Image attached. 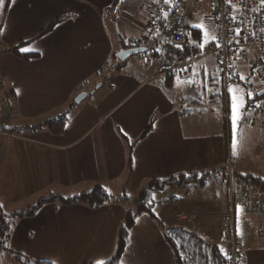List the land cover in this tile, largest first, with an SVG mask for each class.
I'll return each instance as SVG.
<instances>
[{"label":"crops","instance_id":"0c3cea01","mask_svg":"<svg viewBox=\"0 0 264 264\" xmlns=\"http://www.w3.org/2000/svg\"><path fill=\"white\" fill-rule=\"evenodd\" d=\"M155 2L8 0L0 11V99L10 106L7 133L0 134L1 213L8 216L39 199L72 197L96 185L115 197L95 207L45 201L30 215L9 218L0 264H16V254L51 264L107 261L143 184L226 164L218 101L223 93L211 42L199 47V57L184 80L169 74L151 78V58L168 50L164 28L153 20ZM187 6L185 27L198 43L200 31L186 23ZM151 29L160 33L152 35ZM122 30L137 44L130 48L142 49L138 57L116 59L127 49L128 39L119 38ZM28 40L19 51L33 57L5 49ZM241 75L246 79V72L239 71L229 84L244 81ZM189 79L194 83L188 84ZM62 113L66 120L59 133L46 126L32 128ZM122 136L134 142L130 169ZM230 173L234 180L238 174L264 180L236 162ZM165 189L154 196L152 214L136 215L119 264H179L165 238L170 228H182L208 244L206 250L196 249L209 258L200 264H210L213 252L223 254L221 215L228 189L224 175L216 174L203 187ZM173 205L179 209L177 219ZM235 224L243 241L242 264H264V210L236 206Z\"/></svg>","mask_w":264,"mask_h":264},{"label":"built area","instance_id":"2783aa9c","mask_svg":"<svg viewBox=\"0 0 264 264\" xmlns=\"http://www.w3.org/2000/svg\"><path fill=\"white\" fill-rule=\"evenodd\" d=\"M151 6L155 9L153 20L164 28L163 36L168 46V50L151 58L154 60L151 78L172 74L178 80H184L199 57L197 40L189 35L185 27L186 0H172L170 5L165 4L164 0H156ZM143 7H148V4L143 3ZM211 17L215 28L213 37H216L212 39L211 47L223 94L227 92L229 82L239 73L238 66L245 65L247 77L250 74L247 93H253L251 99L246 95L248 106L254 116L264 120V4L261 0H231L230 3L228 0H215ZM156 29H151L152 35L160 33ZM135 45L136 42L129 38L124 48ZM9 115L10 108L2 98L0 134L7 133ZM227 184V207L221 215L223 264H242L244 248L242 238L236 232L235 207L263 211L264 187L249 180H234L230 172Z\"/></svg>","mask_w":264,"mask_h":264},{"label":"trees","instance_id":"16d2710c","mask_svg":"<svg viewBox=\"0 0 264 264\" xmlns=\"http://www.w3.org/2000/svg\"><path fill=\"white\" fill-rule=\"evenodd\" d=\"M7 3L8 0H3V3H0V11H3L5 7H7ZM51 27H52V23L47 27H45L43 30H41L39 35L47 32ZM30 41L31 40L21 41L14 45H7L5 46V49L20 57L30 58L33 57V55H28V54L25 55L19 51V49L22 46L28 44ZM239 71L248 72L245 65H239L238 72ZM169 75L173 76L172 74ZM237 78H238V74L235 75V79ZM170 80L168 81L170 82ZM4 103L6 106L10 108V106L8 105L5 99H4ZM246 106H248V103H246ZM65 120H66V115L65 113H62L52 119L45 120L40 124L33 126L32 128L46 126L51 132L59 133L63 128V124ZM149 127L150 125L147 126L145 132L149 129ZM144 133L142 134V136H144ZM122 138L125 140L129 152L127 157V168L130 169L132 163L131 151L134 142L128 141L124 136H122ZM228 172H229V168L225 164L223 167L218 169L178 174L176 176H170L161 179L154 178L147 181L145 184L141 186L139 191L133 197L134 209L126 212L123 222L121 223L118 229V238L116 241L115 251L113 255L107 261H105V264H119L121 254L123 253L127 241L128 231L133 225L136 215L143 212H148L152 214L150 210L154 202V196L159 194L163 189L174 188V187H188L190 185L203 187L206 185L208 180H210L218 173H222V175H224V177L227 179ZM235 177L236 179L249 180L256 185H259L260 187H264V180L260 179L259 177H255L250 174L247 175L238 174ZM113 198L115 197H112L101 185H96L90 191L83 192L81 194L74 195L72 197L63 198L60 196H51L49 198L39 199L36 202V204H34L33 206H30L25 210L12 213L8 216L7 215L5 216L0 211V245L2 243L3 233L5 230V222L9 218H12L14 216L30 215L45 201L59 200L63 203L84 202L89 204L90 206L95 207V206H100L103 203ZM121 198L122 197H116V199H121ZM165 238L168 244L173 248V252L176 258L175 260L179 264H183L184 262H185L184 264H200L202 259H203V263L206 262V259L209 260V258H207L208 256L205 255V253L203 254L196 253V249L198 247L200 249L206 250V246H208V244L205 243L203 240H201L199 237H197L195 234L187 232L182 228H170L167 230ZM199 252L202 253L204 251L199 250ZM212 254L213 257H211L210 259V264H223V254L217 252H213ZM15 259H16V264H51L49 261H45V260L30 261L19 254L15 255Z\"/></svg>","mask_w":264,"mask_h":264},{"label":"rangeland","instance_id":"374dc122","mask_svg":"<svg viewBox=\"0 0 264 264\" xmlns=\"http://www.w3.org/2000/svg\"><path fill=\"white\" fill-rule=\"evenodd\" d=\"M214 0H186V5H189L186 23L190 28H196L200 31L201 36L199 37L198 43H203L207 45L212 41V37L214 35V25L212 23L211 17V5H213ZM188 7V6H187ZM125 23V20H121ZM203 24L204 29H199L196 25ZM122 25V27H121ZM119 25L120 28H125L123 24ZM213 25V28H212ZM207 31L208 36L205 38L203 33ZM130 35V32H125L122 30L119 34V38L126 41ZM125 43V42H124ZM139 54H131L126 58L138 57ZM125 58V59H126ZM120 61H123L117 55V58ZM250 74L247 79L244 81L241 80L239 83L234 86H239L236 89V95L240 96L244 95V99L246 100L247 95V83L249 81ZM232 84V82L230 83ZM194 91V90H193ZM227 91V90H226ZM223 93V92H222ZM226 97V98H225ZM230 97L231 93L226 92L225 95L221 94L218 96V101L221 103L219 107L220 115L222 117L221 122L223 123L224 137H225V154H226V165L229 168V172H231V166L235 164H239L245 169H249L254 173H259L264 177V120L254 116L250 111V107L246 106L242 110L243 116L238 121L237 129L235 131V139L237 147L235 149L236 154L233 155V127L231 122V109H230ZM226 102V104H225ZM204 115H201L199 118H204ZM187 119V117H185ZM189 118V117H188ZM206 118H210L209 116ZM215 120V118L213 119ZM219 122L220 119H217ZM232 174V173H231ZM168 189H165L161 192V194H166ZM133 200V199H132ZM134 203V202H133ZM155 204V203H154ZM158 208V202H157ZM154 209V211L157 210ZM177 211L179 209L173 205V216L177 219Z\"/></svg>","mask_w":264,"mask_h":264},{"label":"snow or ice","instance_id":"6c2138e0","mask_svg":"<svg viewBox=\"0 0 264 264\" xmlns=\"http://www.w3.org/2000/svg\"><path fill=\"white\" fill-rule=\"evenodd\" d=\"M12 2L14 3L15 0H12ZM228 2L230 3L231 0H228ZM0 3H3V0H0ZM164 3L170 5V4H172V0H164ZM261 3L264 4V0H261ZM164 15L167 16L168 13L165 12ZM196 27L199 28V29H204V25L203 24L196 25ZM237 34H239V31H237ZM203 35H204L205 38L208 36V33H207L206 30L204 31ZM212 39L215 40L216 37H212ZM177 47L179 48V47H181V45H177ZM199 47L203 48L204 44L203 43L199 44ZM240 78L241 79H245V77L243 75H241ZM213 79L215 80V77ZM187 83L188 84H192V83H194V81L189 79L187 81ZM237 87H239V86H234V85H231V84L226 86L227 92L231 93V97H230L231 117L230 118H231L232 127H233V134H234L233 135V144H232L233 155L236 154L235 149L237 147L236 139H235V131L237 129L238 121L243 116V111L242 110L245 108V104L247 103V101L244 99V95L243 94H241L240 96L236 95ZM252 95H253V93H251V92L247 93V97L249 99H251ZM259 106L260 105L258 104L257 107H259ZM0 207H2V205H0ZM238 211H239V207H238ZM96 264H105V261L104 260H98L96 262Z\"/></svg>","mask_w":264,"mask_h":264},{"label":"water","instance_id":"95a60500","mask_svg":"<svg viewBox=\"0 0 264 264\" xmlns=\"http://www.w3.org/2000/svg\"><path fill=\"white\" fill-rule=\"evenodd\" d=\"M142 49L141 48H138V47H133V48H127V49H124V50H121L118 54L119 58L121 60H124L127 56L131 55V54H137L139 52H141ZM80 99V96H78V98H76V102H78Z\"/></svg>","mask_w":264,"mask_h":264},{"label":"bare ground","instance_id":"6f19581e","mask_svg":"<svg viewBox=\"0 0 264 264\" xmlns=\"http://www.w3.org/2000/svg\"><path fill=\"white\" fill-rule=\"evenodd\" d=\"M165 47V46H164Z\"/></svg>","mask_w":264,"mask_h":264}]
</instances>
